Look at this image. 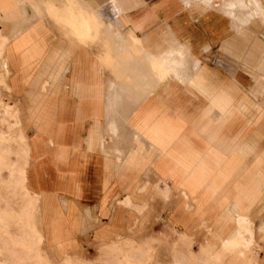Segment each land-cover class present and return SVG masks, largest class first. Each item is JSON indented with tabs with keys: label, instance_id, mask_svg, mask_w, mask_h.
I'll use <instances>...</instances> for the list:
<instances>
[{
	"label": "crops",
	"instance_id": "obj_1",
	"mask_svg": "<svg viewBox=\"0 0 264 264\" xmlns=\"http://www.w3.org/2000/svg\"><path fill=\"white\" fill-rule=\"evenodd\" d=\"M252 1L0 0V86L27 97L28 137L11 101L45 255L117 239L158 197L197 243L240 234L248 245L226 255L264 264V0Z\"/></svg>",
	"mask_w": 264,
	"mask_h": 264
},
{
	"label": "rangeland",
	"instance_id": "obj_2",
	"mask_svg": "<svg viewBox=\"0 0 264 264\" xmlns=\"http://www.w3.org/2000/svg\"><path fill=\"white\" fill-rule=\"evenodd\" d=\"M53 25L59 26L56 21H53ZM262 31L263 29H260L258 35L260 41L264 40ZM0 35L5 38L6 44L7 39L1 34V31ZM101 36L102 39L103 37L107 38V34H102ZM3 70L5 68L0 63V72L2 73ZM243 79L244 92H246L250 87L251 81L246 73H244ZM10 81L11 79L8 80L11 85ZM11 96V90L9 94L0 86V264H246L245 258H238L235 255L226 257L225 255L228 252L219 250V245L214 240H204L201 243L194 241L192 235L196 238L200 236L193 227L187 229L186 226L176 224L174 226L175 229H173V224L170 222L172 209L165 210L159 207L162 201L158 197H153L148 202V207L140 214L139 221L135 227L133 226L134 228L131 231L127 230L120 237L109 242L82 243L79 247L69 250L67 253H72V255H68L62 262L60 261L64 258V254L53 255L49 251V257L45 252L50 262L43 253L41 244L38 243L36 237L38 236L37 231H35L37 229L36 221L38 222V218H36L37 200L31 198L32 196L35 197L34 194L32 196L24 194L17 185L12 186L9 184L8 166L11 163L10 160L12 161L14 158V151L17 147V141L11 139L10 136L15 134L17 130L21 132V129L15 105L10 108L12 111L9 110L7 112L5 107L3 108V104L11 100L3 99H18L15 101H17V105L21 109L22 128L27 137L29 132L27 128L29 117L27 113V97ZM253 107L246 112V115H255ZM14 110L17 113L15 115L17 122L10 117L15 114ZM3 117H7V120L5 121ZM23 143L24 146L29 147L26 137ZM1 146L4 147L1 148ZM5 149L6 151H4ZM19 213H21L23 218ZM160 233L161 235H159ZM31 238L33 239L31 240ZM216 254L220 256L219 260H217L218 262L211 259ZM260 254L262 257L263 253L261 252Z\"/></svg>",
	"mask_w": 264,
	"mask_h": 264
},
{
	"label": "bare ground",
	"instance_id": "obj_3",
	"mask_svg": "<svg viewBox=\"0 0 264 264\" xmlns=\"http://www.w3.org/2000/svg\"><path fill=\"white\" fill-rule=\"evenodd\" d=\"M225 1V0H224ZM228 1V0H227ZM230 2L232 1V0H229ZM253 1H255V0H253ZM253 1L252 2H249V3H252V4H256L255 2L253 3ZM217 2H218V0H217ZM229 3V2H228ZM235 3V2H234ZM245 3V2H244ZM249 3H247V5L249 4ZM231 4V3H230ZM233 4V3H232ZM236 4V3H235ZM246 4V3H245ZM252 4H251V6H252ZM242 5V4H241ZM246 5V6H247ZM250 5V4H249ZM259 5V4H258ZM234 6V5H233ZM239 6V5H238ZM246 6H243V7H245L246 8ZM260 6V5H259ZM229 7H230V5H229ZM232 7V6H231ZM254 7H257V5L256 6H254ZM248 8V7H247ZM249 8H251L250 6H249ZM247 9V10H249V11H247V12H251V9ZM262 8V7H261ZM237 9H240V8H237ZM255 9H258V8H255ZM264 9V8H263ZM258 10H260V9H258ZM242 11H244V10H242ZM256 11V10H255ZM262 11V10H261ZM234 12V11H233ZM245 12V11H244ZM244 13V14H247V15H250L251 13ZM259 12V11H258ZM254 13L255 12H252V15H250V16H244L245 18H247V19H252L253 17H255V16H258V15H254ZM256 14V13H255ZM257 14H259V13H257ZM262 14V13H261ZM260 15V14H259ZM262 16H264V15H262ZM261 17V16H260ZM259 17V18H260ZM67 18V17H66ZM81 19V18H80ZM241 19H243V17L241 18ZM246 20V19H245ZM86 21V20H85ZM248 21V20H247ZM234 22V21H233ZM242 22V21H241ZM87 23V22H86ZM86 23L85 22H83L81 25H82V27H83V29H85L86 27H87V25H86ZM243 23H245V22H243ZM88 24V23H87ZM247 24V23H246ZM76 25V24H75ZM77 26V25H76ZM73 29V28H72ZM88 29H86V31H87ZM75 32V31H74ZM129 35V34H128ZM79 36V35H78ZM130 36V35H129ZM135 36V35H134ZM4 44H5V38H3L1 35H0V57H1V55H2V52H3V48H4ZM182 66V65H181ZM11 100V99H10ZM14 107V102L13 101H8V102H6L5 104H3V108L5 107V111H9V110H11L10 108L11 107ZM2 110V109H1ZM12 111V110H11ZM10 111V112H11ZM14 113L15 114H13L12 116H10V117H12V118H14L15 119V122H17L16 121V116L15 115H17V113L15 112V110H14ZM8 114V113H7ZM12 114V113H11ZM3 118H5V121L7 120V117H3ZM9 119V118H8ZM7 123H8V121H7ZM12 125V124H11ZM14 126V125H13ZM1 130V129H0ZM11 131H13V130H11ZM16 132V131H15ZM6 133V132H5ZM11 134V133H10ZM8 135V134H7ZM1 136V135H0ZM5 137V136H4ZM7 137V136H6ZM11 137V139H13V140H16L17 141V147H16V149H15V151H14V158H13V160L11 161L10 160V165L8 166L9 168V177H10V182H9V184L10 185H12V186H18V188H19V190H21V191H23L24 192V194H30L31 196L33 195L31 192H29V190L27 189V186H26V175H25V172H26V166H27V160H28V151H29V147L28 146H24V143H23V141H24V139H25V137H24V135L19 131V130H17V132L15 133V134H12V136H10ZM7 141V140H6ZM26 144V143H25ZM11 145V144H10ZM27 145V144H26ZM14 146V145H13ZM4 147V146H3ZM2 146H1V148H3ZM1 150H3V149H1ZM10 150V149H9ZM12 150V149H11ZM4 151H6V149L4 150ZM12 152V151H11ZM11 155V154H10ZM4 157V156H3ZM6 159V158H5ZM11 159V158H10ZM5 161V160H4ZM6 168V167H5ZM25 197H26V195H24ZM24 197V198H25ZM29 197V196H28ZM32 199H35V200H37V198L36 197H31ZM25 200V199H24ZM26 204H27V202H26ZM25 206V205H24ZM27 207V206H26ZM25 209V208H24ZM28 209V208H27ZM23 211V210H22ZM25 211V210H24ZM20 214V216H21V213H19ZM27 214V213H26ZM17 216V215H16ZM28 216V215H27ZM22 217V216H21ZM26 217V216H25ZM23 218V217H22ZM21 218V219H22ZM25 219V218H24ZM26 220V219H25ZM245 221H247V220H245ZM249 222V221H248ZM239 223V222H238ZM238 225V224H237ZM250 225V224H249ZM15 226V225H14ZM17 226H19V225H17ZM244 227V226H243ZM34 228V227H33ZM33 228H32V230H33ZM237 228H238V226H237ZM246 229V228H245ZM242 230V229H241ZM35 231H37V234H38V236H36L37 237V240H38V243H42L41 241H42V239H41V235H40V233H39V231L36 229ZM244 230H242V232H243ZM209 233H211L210 231H209ZM245 233V232H244ZM36 234V233H35ZM238 234V233H237ZM250 234V233H249ZM159 235H161V234H159ZM184 235V234H183ZM187 235V234H186ZM209 235V234H208ZM247 235V234H246ZM23 236V235H22ZM30 236V235H29ZM236 236V235H235ZM25 237V236H24ZM35 237V236H34ZM23 239V238H22ZM24 239H26V238H24ZM33 238H31V240H32ZM229 239H231L230 237H229ZM249 239V238H248ZM192 240V239H191ZM226 240V239H225ZM35 242H36V240H34ZM249 241V240H248ZM206 243V242H205ZM217 245H219V247H218V249L219 250H222V251H226V252H231L232 250H235L236 248H238V247H243L242 249H244V248H246V246L248 245L247 244V242H245V239L240 235V234H238V236L235 238V239H231L230 241L228 240V241H218L217 242ZM199 247V246H198ZM204 247V246H203ZM200 249V248H199ZM203 249V248H202ZM188 250V249H187ZM190 250V249H189ZM210 251V250H209ZM255 251V250H254ZM260 251V250H259ZM197 253V252H196ZM215 253V252H214ZM218 253H220V252H218ZM232 253V252H231ZM237 253V252H236ZM223 254V253H222ZM229 254V253H228ZM239 254V253H238ZM257 254V253H256ZM129 255V254H128ZM200 255V254H199ZM213 255V254H212ZM195 256V255H194ZM228 255H226V257H227ZM184 257V256H183ZM174 258H175V256H174ZM219 258H220V256H219V254H216L215 256H213L211 259H214V260H216V262H218L217 260H219ZM224 259V258H223ZM72 260V259H71ZM66 261H67V259L64 261L65 263H66ZM206 262V261H205ZM222 262V261H221ZM68 263V262H67ZM187 263V262H186ZM223 263V262H222Z\"/></svg>",
	"mask_w": 264,
	"mask_h": 264
}]
</instances>
